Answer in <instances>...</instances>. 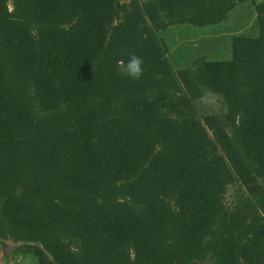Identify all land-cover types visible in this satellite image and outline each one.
<instances>
[{"label": "trees", "instance_id": "obj_1", "mask_svg": "<svg viewBox=\"0 0 264 264\" xmlns=\"http://www.w3.org/2000/svg\"><path fill=\"white\" fill-rule=\"evenodd\" d=\"M245 1L0 0L4 248L36 264H264V0L230 59L176 70L166 37ZM132 54L140 80L117 72Z\"/></svg>", "mask_w": 264, "mask_h": 264}, {"label": "rangeland", "instance_id": "obj_2", "mask_svg": "<svg viewBox=\"0 0 264 264\" xmlns=\"http://www.w3.org/2000/svg\"><path fill=\"white\" fill-rule=\"evenodd\" d=\"M253 1L239 3L229 14V18L219 24L194 26L176 25L167 32L166 37L171 44L170 61L174 69L186 68L195 57L205 56L207 59L227 60L232 57L231 40L235 33L257 34L259 28ZM170 32V33H169ZM235 187L227 193L231 201ZM3 247V248H2ZM4 252V264H36L27 256H14L13 244L8 243L7 249L0 243ZM7 261V263H6ZM200 264H213L210 262Z\"/></svg>", "mask_w": 264, "mask_h": 264}, {"label": "clouds", "instance_id": "obj_3", "mask_svg": "<svg viewBox=\"0 0 264 264\" xmlns=\"http://www.w3.org/2000/svg\"><path fill=\"white\" fill-rule=\"evenodd\" d=\"M144 61L142 57L132 54L128 60L117 61V72L122 78L140 80L144 74Z\"/></svg>", "mask_w": 264, "mask_h": 264}, {"label": "crops", "instance_id": "obj_4", "mask_svg": "<svg viewBox=\"0 0 264 264\" xmlns=\"http://www.w3.org/2000/svg\"><path fill=\"white\" fill-rule=\"evenodd\" d=\"M4 257H5L4 256V251L2 250V248H0V264H4V263H2ZM6 263H7V261H6Z\"/></svg>", "mask_w": 264, "mask_h": 264}]
</instances>
